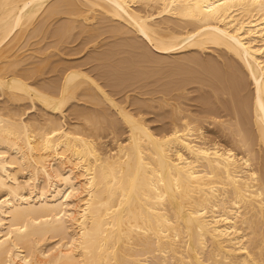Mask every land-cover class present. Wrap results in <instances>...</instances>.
<instances>
[{"label": "bare ground", "instance_id": "1", "mask_svg": "<svg viewBox=\"0 0 264 264\" xmlns=\"http://www.w3.org/2000/svg\"><path fill=\"white\" fill-rule=\"evenodd\" d=\"M0 264H264V0H0Z\"/></svg>", "mask_w": 264, "mask_h": 264}, {"label": "rangeland", "instance_id": "2", "mask_svg": "<svg viewBox=\"0 0 264 264\" xmlns=\"http://www.w3.org/2000/svg\"><path fill=\"white\" fill-rule=\"evenodd\" d=\"M48 37H49V38H48ZM50 37H51V36H47V38H46L47 40L44 39V41H46L45 43H48V42H49V43L46 44V45H49L51 42L53 43V46L56 45V42L54 41V37H51V38H50ZM79 38H80V37H79ZM80 39H81V38H80ZM80 39L77 38V39H76V42L74 41L75 43L73 42V44L78 43V42L80 41ZM44 41H42V45L45 44V43L43 44ZM52 43H51V44H52ZM51 44H50V45H51ZM90 45L92 46V44L89 43V44L87 45V48L85 49V50H87L86 56H87V54L89 53V48L92 49V47H91ZM53 46H52V49L50 48V50H51L52 52H53V50H54L53 53H56V52H55L56 49H55ZM60 47L63 48L62 46H60ZM88 47H89V48H88ZM85 50H84L82 53L86 52ZM51 51H50V52H51ZM52 52H51V53H52ZM66 57H71V56H66ZM54 58H55V56H54ZM54 58H51L52 60L50 59L51 63L49 62V63L52 64V65H54V64H53L54 60H56V58H55V59H54ZM52 61H53V62H52ZM93 62H94L95 65H96V62H97V61H93ZM93 62H92V63H93ZM49 63H46L48 68H47V69H46V68L43 69L44 71H45V70H46V71H45V73H42V75H40V77L44 76V78L42 77V79L46 80L45 78H47L48 81H49V80L52 81V80H51V77H53V76L55 75V73L57 74V72H56L57 70L54 71V70L56 69V66L53 67V68H55V69H53V71L50 70V69H52V68H51L52 65H50ZM92 63H89L88 68H87V66H86L87 70H89V69L91 70V71L89 70V72H90L92 75H94V73H96V72H98V71H101L102 68H104V69H103V71H101V72H104L105 69L108 70V67H106L108 64L105 65V64L103 63V65H98V69L100 68L101 70H95L94 67H95L96 69H97V67H96L95 65L91 66ZM94 63H93V64H94ZM105 63H106V62H105ZM45 66H46V65H45ZM50 66H51V67H50ZM89 66H91V67H93V68H90ZM101 66H102V67H101ZM104 66H105L106 68H105ZM109 66H110V65H109ZM112 67H113V69H115V71L117 70V73H120V72H121V71H120L121 68H120V69H119V68L116 69V68H114L115 66H112ZM116 67H118V66H116ZM163 68H164L166 71L172 69V67H170V69H169L168 67H163ZM163 68H161V69L164 70ZM166 68H168V69H166ZM110 69H111V68H109V70H110ZM126 69H127V68H126ZM131 69H132V68H130V70H129V68H128L127 71L129 70V71H131V73H132L133 70H131ZM173 69H176V67H175V68L173 67ZM92 70H93V73H92ZM107 70H105V72H106ZM109 70H108L107 72H109ZM121 70H122V69H121ZM124 70H125V68H123V73L125 72V73L129 74L128 72H126V70H125V71H124ZM165 70H164L163 72H166ZM101 72H100V75L108 76L107 73H106V74H107V75H106V74H101ZM163 72H162V73H163ZM167 72H171V70H170V71H167ZM98 73H99V72H98ZM125 73H124V74H125ZM43 74H44V75H43ZM96 74H97V73H96ZM96 74H95V75H96ZM127 74H125V75H127ZM166 74H167V73H166ZM97 75H99V74H97ZM129 75H130V74H129ZM40 77H39V78H40ZM98 77H99V76L96 77L97 80H98ZM109 77H110V76H108V77H104V79H103V78L100 76L98 81H101L100 83H102V84H104L105 82L108 83V81H109V79H110ZM147 77H148V79H147ZM147 77L142 78V82H140V80H137V78H135L136 81H137V82L135 81L136 84H133V82H134V80H135V79L133 78V79H132L133 82L130 81V83L134 85V86H133V85H132V86H133L134 89H135V86H136V85H139V84L142 85L141 83H143V81H144V83H145V80H144L145 78L147 79L146 82L148 83V84L146 83V84L148 85L147 87H149L151 83L153 84L154 82H156V81L158 80V79H155V78H154V79L156 80V81H155V80L153 79V77L151 78V76H147ZM149 77H150V80H149ZM54 78H55V76H54ZM165 78H166V77H165ZM165 78H164V79H165ZM52 79H53V78H52ZM105 79H106V80H105ZM139 79H141V78H139ZM151 79H152V81H151ZM54 80H56V79H54ZM110 80H111V79H110ZM116 80H118V79H116ZM116 80L114 79V81H116ZM159 80H160V81H163V79H162V80L159 79ZM104 81H105V82H104ZM114 81H113V82H114ZM149 81H151L150 84H149ZM153 81H154V82H153ZM166 81H167V80H166ZM157 82H159V81H157ZM107 83H106V84H107ZM109 84H110V83H108L107 85H105V87L107 86V87H106L107 89H108V87H110L111 89H113ZM157 84H158V83H157ZM108 85H109V86H108ZM196 85H197L196 83H194V85L192 84V86H195V87H196ZM129 86H130V85H129ZM153 86L155 87L156 84L154 83ZM153 86H151V87L154 88ZM250 86H251V85H250ZM250 86H249V88L252 87V86H251V87H250ZM147 87H146V89H145V88H144V89L147 90ZM151 87H149L148 89H151ZM110 88H109V90H111ZM136 88H137V86H136ZM134 89H131V87H130V88H129V91H128V88H126L127 91H125V89H124L123 92H128V93L131 95V98H132V96L134 95V93H135L136 96H137V95H138V96L140 95L141 97H142V96H144V97H145V96H149V94H147V95H142L141 93L139 94V92L142 91L143 88H141L142 90H141L140 88H139V89L137 88L139 91H137V89H135V91H134ZM132 90H133V91H132ZM136 91H137V92H136ZM193 91H194V90H193ZM123 92H120L121 95L124 94ZM197 92H198V91L195 90V91L192 92L191 94H192V95H193V94L196 95ZM120 93H117V94L115 93V97L120 98V97H119ZM131 93H132L133 95H132ZM118 94H119V95H118ZM116 95H117V96H116ZM121 95H120V96H121ZM135 95H134V96H135ZM134 96H133V97H134ZM121 97H122V96H121ZM118 98H117V99H118ZM120 99H122V98H120ZM192 102H194V101H192ZM153 103H154V102H153ZM194 103H195V102H194ZM148 108H149V107H148ZM150 108H151V107H150ZM165 108L168 109L167 112L170 110V109H169L170 107H165ZM152 109H154V108H152ZM166 109H160V110H159V108H158L157 111H159V112L162 113V111H164V110L166 111ZM70 110H71V109H70ZM148 110L150 111L149 113H147ZM155 110H156V107H155ZM35 111H36V110H34V111L30 112V113L32 114V113H34ZM37 111H39V109H38ZM152 111H154V110H152ZM157 111H156V112H157ZM156 112H151L150 109H147V111H146V115H145V117H147V118L150 119V120H149V119L146 118L147 120H149V122L152 121V123H150V124H151V125H152V124L154 125L153 128H156L155 126H158V125H160V127H161V126L163 125L162 123L166 120L165 118H162V114L159 115V114H160L159 112H158L157 114H155ZM31 114H28V115L30 116ZM163 114H164V113H163ZM158 115H159V116H158ZM151 119H152V120H151ZM157 128H158V127H157ZM157 128H156V129H157ZM121 131H123V132H121ZM117 132H118V133L115 132L116 136H114V137L117 138V139H119L118 141H123V142H125V137L127 136V132H126L125 130H121V129H120L119 131H117ZM208 133H209V132H208ZM104 134H105V135H104ZM104 134H103V135H104L105 137L103 136L102 140L104 139L105 142L107 143L105 147H107V148L110 147V148H108V149H111V147H113L114 145L116 146V143H117V142L115 143V141L111 139V138H113V139H115V138H114L111 134H110V135H109L108 133L106 134V132H105ZM115 134H113V135H115ZM211 134L213 135L212 132H211ZM209 135H210V133H209ZM117 139H116V140H117ZM112 141H113V142H112ZM114 143H115V144H114ZM107 145H108V146H107Z\"/></svg>", "mask_w": 264, "mask_h": 264}]
</instances>
